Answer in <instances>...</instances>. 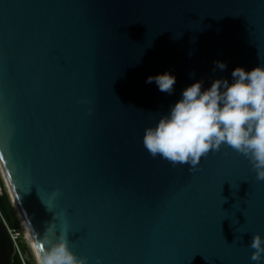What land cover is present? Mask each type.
I'll list each match as a JSON object with an SVG mask.
<instances>
[{"label":"water","instance_id":"obj_1","mask_svg":"<svg viewBox=\"0 0 264 264\" xmlns=\"http://www.w3.org/2000/svg\"><path fill=\"white\" fill-rule=\"evenodd\" d=\"M258 63L264 0H0V167L36 252L64 234L88 264H256L248 159L222 145L190 171L142 136L186 86ZM165 71L171 95L145 82Z\"/></svg>","mask_w":264,"mask_h":264},{"label":"clouds","instance_id":"obj_2","mask_svg":"<svg viewBox=\"0 0 264 264\" xmlns=\"http://www.w3.org/2000/svg\"><path fill=\"white\" fill-rule=\"evenodd\" d=\"M213 64V71L227 68L224 61ZM145 82H155L159 91L171 95L176 77L165 71L149 75ZM142 142L151 156L187 164L190 171L210 150L228 145L248 159L256 179L264 180V64L236 66L230 79L213 78L207 87L202 80L186 86L179 99L144 129ZM44 238L47 246L37 251V264H88V257L71 251L64 234ZM249 247L251 261H264V237L253 234ZM96 264H101L99 257Z\"/></svg>","mask_w":264,"mask_h":264},{"label":"trees","instance_id":"obj_3","mask_svg":"<svg viewBox=\"0 0 264 264\" xmlns=\"http://www.w3.org/2000/svg\"><path fill=\"white\" fill-rule=\"evenodd\" d=\"M0 215H2V217L4 218V220L6 221L9 227L19 226L17 215L15 214L9 196L5 191L1 178H0ZM20 249L22 253H26L31 257L30 249L25 241H22L20 243ZM9 264H23V263L19 258V256L16 253H13ZM27 264H33L30 258L27 260Z\"/></svg>","mask_w":264,"mask_h":264},{"label":"built area","instance_id":"obj_4","mask_svg":"<svg viewBox=\"0 0 264 264\" xmlns=\"http://www.w3.org/2000/svg\"><path fill=\"white\" fill-rule=\"evenodd\" d=\"M0 218L2 219L4 225L6 226L9 237L11 239L12 246H13V253H16L19 256V258L21 259L23 264H27V260L29 258L27 257L26 253H22V251L20 249V243L22 241H25L27 243V245L31 248V246H30V244L26 238V232H25L24 225L19 221V226L9 227L6 223V221L4 220V218L2 217V215H0ZM32 252L34 255V259H33V261L32 260L31 261L33 264H37L36 255H35L33 250H32Z\"/></svg>","mask_w":264,"mask_h":264},{"label":"rangeland","instance_id":"obj_5","mask_svg":"<svg viewBox=\"0 0 264 264\" xmlns=\"http://www.w3.org/2000/svg\"><path fill=\"white\" fill-rule=\"evenodd\" d=\"M0 178H1L2 182H3V185H4V188H5V191H6L7 194H8V188H7V186H6V181H5L4 177H3L1 167H0ZM8 196H9V194H8ZM9 198H10V197H9ZM28 247H29V246H28ZM29 249H30V252H31V257H30V255H28V254H26V255H27L28 258H30V259L33 261V259H34V255H33V252H32V250H31L30 247H29Z\"/></svg>","mask_w":264,"mask_h":264},{"label":"bare ground","instance_id":"obj_6","mask_svg":"<svg viewBox=\"0 0 264 264\" xmlns=\"http://www.w3.org/2000/svg\"><path fill=\"white\" fill-rule=\"evenodd\" d=\"M24 228H25V232H26V238H27V240H28L30 246L33 248V250H34V252H35V255H37V252H36V250H35V245H34L33 239L30 238L31 235H30V233H29V231H28L26 225H24Z\"/></svg>","mask_w":264,"mask_h":264},{"label":"snow or ice","instance_id":"obj_7","mask_svg":"<svg viewBox=\"0 0 264 264\" xmlns=\"http://www.w3.org/2000/svg\"><path fill=\"white\" fill-rule=\"evenodd\" d=\"M207 154H209V152H208ZM207 154H206V155H207Z\"/></svg>","mask_w":264,"mask_h":264}]
</instances>
